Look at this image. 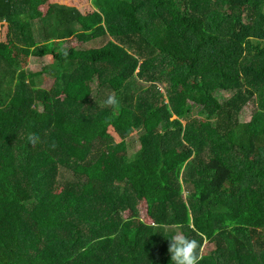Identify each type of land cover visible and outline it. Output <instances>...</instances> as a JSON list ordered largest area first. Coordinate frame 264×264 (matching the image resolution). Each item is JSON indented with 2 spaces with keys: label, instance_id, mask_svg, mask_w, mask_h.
Instances as JSON below:
<instances>
[{
  "label": "trees",
  "instance_id": "1",
  "mask_svg": "<svg viewBox=\"0 0 264 264\" xmlns=\"http://www.w3.org/2000/svg\"><path fill=\"white\" fill-rule=\"evenodd\" d=\"M1 22L0 264H171L176 223L200 264H264V0H0ZM48 56L46 89L25 66Z\"/></svg>",
  "mask_w": 264,
  "mask_h": 264
},
{
  "label": "clouds",
  "instance_id": "2",
  "mask_svg": "<svg viewBox=\"0 0 264 264\" xmlns=\"http://www.w3.org/2000/svg\"><path fill=\"white\" fill-rule=\"evenodd\" d=\"M105 106L113 107L118 104L115 93L110 92L104 101ZM29 142L34 146L39 138L35 135H29ZM164 231H173L174 235L168 239V252L171 257V264H200L203 258L201 242L189 238L183 232L184 225L180 223L172 225H158Z\"/></svg>",
  "mask_w": 264,
  "mask_h": 264
},
{
  "label": "crops",
  "instance_id": "3",
  "mask_svg": "<svg viewBox=\"0 0 264 264\" xmlns=\"http://www.w3.org/2000/svg\"><path fill=\"white\" fill-rule=\"evenodd\" d=\"M51 4H60V5H66V6H69V0H50ZM92 0L90 1V10L92 9ZM71 7V6H70ZM46 9H43L42 11L46 12ZM60 28V27H59ZM33 32H34V37H35V40L37 42H40L41 40H44L46 38H54L55 37V34H57V32H54L53 29L49 28V27H46V29H41L38 25V22H35L34 24V27H33ZM8 33V28H7V23L6 22H1L0 23V41L2 38H4V36L6 37ZM69 38H66V39H62V38H59V39H56V43H57V46H56V51H62L63 49H67V48H64V44L63 43L64 41H67ZM6 52V53H5ZM5 52H3L2 50H0V53H2V55H4L5 57L7 56V53H8V48L6 47L5 49ZM51 63V60H50V56H48L47 58L45 59H42V60H38V59H32L29 63V65L34 68V71H29L28 68H30L29 66H27L25 68V71L27 74H36L33 78L34 80V83L37 87H42L41 84L42 83H46L47 81H49L50 79L45 75L43 74V71L45 72V70L47 69V66ZM37 66L39 68H37ZM51 67L50 68H53L52 67V64L50 65ZM51 83H52V80H51ZM51 86V85H50ZM42 88H46V87H42ZM47 89V88H46Z\"/></svg>",
  "mask_w": 264,
  "mask_h": 264
},
{
  "label": "rangeland",
  "instance_id": "4",
  "mask_svg": "<svg viewBox=\"0 0 264 264\" xmlns=\"http://www.w3.org/2000/svg\"><path fill=\"white\" fill-rule=\"evenodd\" d=\"M90 1L91 0H69V3H70L69 6H71L73 8H76L77 10H79L82 13H86V12L90 11V7H89ZM49 2H51V1L49 0ZM43 9H45V8L42 7L40 10H43ZM63 29H64V27H62V26L60 28L59 27L57 28L58 31H62ZM70 29H72V30L73 29H77V26L73 25V26L70 27ZM8 41H9V39H8V33H7L6 37L4 36V38H2L1 41H0V50H2L3 52H5L6 47L8 48ZM63 43H65L64 44V48H70V47H72L74 45V40L72 41V44H71L70 39H68L67 41H64ZM32 59H34V58L33 57H29L28 60H27V65L25 66V68L27 66L30 67V68H28L29 71H34V68H32L29 65V63H30V61ZM37 68H39V67L37 66ZM50 83H51V80L47 81L46 83H42L41 86L48 88ZM142 86H144V85L143 84H137V89L141 88ZM250 110H251L250 107H246L242 111L241 122L249 121V112H250ZM191 114L193 116H195V117H198L204 123L207 122L205 117H203V115L200 114V112L197 111L196 109H191ZM110 132H112V130H110ZM132 147H133L134 150H137V149H135V146L132 145ZM111 157H112L111 154H103V157H102L101 162L99 163V165L100 166L105 165L111 159ZM144 217H145L144 216V212H142V218H144ZM146 220L147 219L145 218V221Z\"/></svg>",
  "mask_w": 264,
  "mask_h": 264
}]
</instances>
